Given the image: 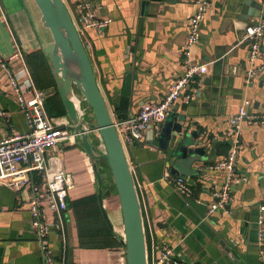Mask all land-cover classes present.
Returning a JSON list of instances; mask_svg holds the SVG:
<instances>
[{"label": "crops", "instance_id": "crops-1", "mask_svg": "<svg viewBox=\"0 0 264 264\" xmlns=\"http://www.w3.org/2000/svg\"><path fill=\"white\" fill-rule=\"evenodd\" d=\"M66 1L74 17L84 1L98 17L111 19L101 33L88 29L83 37L99 86L108 97L113 96L114 117L133 115L145 103L162 100L184 71L190 19L198 0ZM233 1L213 0L201 25V38L192 47L193 61L211 62L209 71L193 84V98L187 101L183 95L172 110L175 117L187 116L204 154L191 164L181 165V174L172 172V164L165 159L167 153L158 143L163 123L148 128L141 142L129 145L150 258L156 242L168 241L187 264H264V246H258L256 222L259 207L264 205V123L243 121L236 165L241 180L232 185L228 210L209 214L227 177L216 164L231 147V117L244 99L250 100L251 112L264 113V55L254 62V66L263 67L262 71L248 82L247 70L252 64L249 49L238 43L242 26L264 16V0H253L262 4L261 11L249 7L260 16L234 10ZM51 41L52 34L34 0H0V54L10 57L19 51L21 56L11 58L8 64L19 77L25 96L33 97L34 88L44 90L48 114L65 117L70 123L43 50ZM262 48L264 51V38ZM129 74L131 92L126 96ZM0 109L8 113L7 119L0 118V141L13 131H28L15 87L2 66ZM64 146L67 152L57 146L52 154L58 155L64 170L71 159L70 166L79 179L71 173L64 232L57 215L48 211L54 222L50 242L56 257L60 260L64 256L67 264H126L117 192L104 196L112 229L101 209L99 182L88 154L79 143ZM180 177L189 193L177 188ZM27 198V190L17 192L0 184V264H46L32 229Z\"/></svg>", "mask_w": 264, "mask_h": 264}, {"label": "built area", "instance_id": "built-area-1", "mask_svg": "<svg viewBox=\"0 0 264 264\" xmlns=\"http://www.w3.org/2000/svg\"><path fill=\"white\" fill-rule=\"evenodd\" d=\"M213 0H198L195 14L190 19V31L184 50V71L172 83L165 96L159 102L145 103L140 110L126 117H114V125L123 145L141 142L149 126L160 127L166 121L176 102L185 95L190 101L193 98V84L201 81L199 75L209 71L208 63H196L192 59V47L201 38V25ZM77 27L85 36L88 29L101 33L111 19L98 17L87 2L78 6L74 17ZM264 38V16L242 26L239 44H246L249 49L251 66L247 70V81L259 74L263 67L254 66L257 57L264 55L262 50ZM21 56L18 51L10 57L0 54V66L7 70L17 95V103L24 113L28 131L11 132L0 141V184L17 192L28 191L26 205L31 216L32 229L46 264H67L65 257H56L50 242L51 227L54 224L48 217V211L59 218L58 225L64 232L63 212L67 209L69 188L73 182L72 174L65 171L59 163L57 154H52L58 145L75 144L77 133L70 127L65 117L50 116L45 108L46 93L34 88V95L27 98L19 77L8 64L13 57ZM250 100L244 99L239 111L231 117L232 138L228 155L220 160L216 167L227 172L225 183L216 192L217 199L209 207V214L218 210L227 211L231 201L233 183L240 181L236 165L241 146L240 135L243 121L264 123V113L255 114L249 110ZM8 113L0 109V118L7 119ZM177 188L183 193L191 190L184 178L177 180ZM258 225V246H264V205L259 207L256 217ZM63 241L66 242L65 235ZM154 254L149 257V264H187L179 259L176 248L168 241H158L153 247Z\"/></svg>", "mask_w": 264, "mask_h": 264}, {"label": "water", "instance_id": "water-1", "mask_svg": "<svg viewBox=\"0 0 264 264\" xmlns=\"http://www.w3.org/2000/svg\"><path fill=\"white\" fill-rule=\"evenodd\" d=\"M34 1L42 13L44 26L52 34V41L43 50L71 121L69 125L77 133L76 144L85 149L98 178V197L104 217L113 229L104 196H110L115 188L123 217L121 241L126 264H149L141 200L129 158V146L123 145L114 125L113 96L108 97L99 86L84 37L67 1ZM250 5L259 11L262 9V4L253 0H234L232 8L242 14L260 16L261 13L252 11ZM131 80L129 74L126 96L131 92ZM190 126L186 115L175 117L171 111L159 132V147L166 151L165 159L172 164L174 173L181 174V165L191 164L198 155L204 154V148L197 146V131L191 130ZM69 258L71 263L72 249Z\"/></svg>", "mask_w": 264, "mask_h": 264}, {"label": "rangeland", "instance_id": "rangeland-1", "mask_svg": "<svg viewBox=\"0 0 264 264\" xmlns=\"http://www.w3.org/2000/svg\"><path fill=\"white\" fill-rule=\"evenodd\" d=\"M58 147H59V149H60L61 152H63V151H64V152H67V151H68V149L65 148L64 145H60V146L58 145ZM66 163L68 164V166L66 167L67 169H65V170H66L67 172L72 173V174H73V177L79 179V175H78V173L75 171V174H74L73 168L70 166V165H72V160L69 159V160H67ZM113 190H114V192H116L115 188H113Z\"/></svg>", "mask_w": 264, "mask_h": 264}]
</instances>
